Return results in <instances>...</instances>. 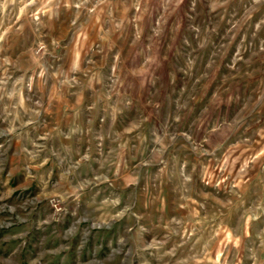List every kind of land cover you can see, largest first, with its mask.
<instances>
[{"label": "rangeland", "instance_id": "374dc122", "mask_svg": "<svg viewBox=\"0 0 264 264\" xmlns=\"http://www.w3.org/2000/svg\"><path fill=\"white\" fill-rule=\"evenodd\" d=\"M0 264H264V0H0Z\"/></svg>", "mask_w": 264, "mask_h": 264}, {"label": "clouds", "instance_id": "9594fccd", "mask_svg": "<svg viewBox=\"0 0 264 264\" xmlns=\"http://www.w3.org/2000/svg\"><path fill=\"white\" fill-rule=\"evenodd\" d=\"M12 2H15V0H12Z\"/></svg>", "mask_w": 264, "mask_h": 264}]
</instances>
